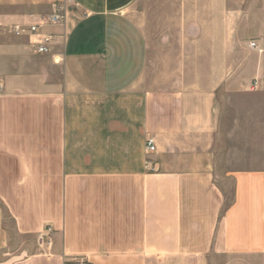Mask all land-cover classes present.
<instances>
[{
	"label": "crops",
	"instance_id": "crops-1",
	"mask_svg": "<svg viewBox=\"0 0 264 264\" xmlns=\"http://www.w3.org/2000/svg\"><path fill=\"white\" fill-rule=\"evenodd\" d=\"M61 1L0 0V264H264V147L257 161L224 147L218 102L231 45L251 37L245 50L264 57V0H74L36 54L12 27ZM254 67L264 104V62Z\"/></svg>",
	"mask_w": 264,
	"mask_h": 264
},
{
	"label": "rangeland",
	"instance_id": "rangeland-1",
	"mask_svg": "<svg viewBox=\"0 0 264 264\" xmlns=\"http://www.w3.org/2000/svg\"><path fill=\"white\" fill-rule=\"evenodd\" d=\"M239 3L248 5V4L254 3V0H231V8H236L237 4ZM233 16L237 17L238 15L231 14V19L233 18ZM261 16H262L261 20L264 24V14H262ZM250 27H252V24L250 26L247 25L246 30L251 29ZM235 33H236V37H238L239 35H238L237 30H235ZM250 41H252V38L247 37L244 43L247 44ZM246 44L242 46L238 45L239 46L238 50H236L237 45H231V52L234 51V54H235V57H231L230 73L228 74L229 80L231 81V86L229 90H225V89L223 90L222 94L219 95L218 102H219V105L221 106V111H222L221 112V118H222L221 124L223 127V131L224 130L230 131V137L227 139H224V141L227 140L224 144V147L226 146L231 152L232 149L235 147L241 148L244 146L246 150L245 152L246 160H249L251 158V160L257 161L259 159L258 153H254L253 147L259 146L256 143L257 141H259V139L262 142L261 145H263L264 147V137L258 138V137H255L254 134L256 132H259V130H262V133L264 136V104H259L260 103L259 99H256L254 97L255 93L254 91H250L249 86L255 80L253 79L254 69H255L254 66L258 64L259 60H262L264 62V57L263 56H252V55L249 56L248 54L249 52L245 50ZM200 47L201 48L203 47L204 49L207 48V52H211V48H214L213 52L215 53L220 52V49H221V45H217V46L215 45L206 46L205 45V46H199V51L201 49ZM243 59L245 61V67L241 68V62L243 61ZM238 63H240V68L238 69L239 71H237L236 69L237 67L235 66ZM207 74L209 76L211 75L213 77V80L222 79V75H223L221 73H215V72L214 73L210 72ZM237 89H240V91H243L244 94H239V95L235 94L237 93ZM231 102H234L235 104H237L239 111L237 109L233 110L231 108L232 107ZM237 118L242 120L241 125L243 126L242 128L244 129L246 133V137L244 138V143H242L241 137L233 136V131L231 128L232 121L234 119L237 120ZM260 160L264 163V152L262 153V157L260 158ZM219 187L222 189L224 193L225 201H224L223 206L225 208L231 202V199H232L231 186L227 185L224 182ZM209 261H210V264H226V262L228 261V257L210 256Z\"/></svg>",
	"mask_w": 264,
	"mask_h": 264
},
{
	"label": "built area",
	"instance_id": "built-area-1",
	"mask_svg": "<svg viewBox=\"0 0 264 264\" xmlns=\"http://www.w3.org/2000/svg\"><path fill=\"white\" fill-rule=\"evenodd\" d=\"M78 5L74 0H62L59 2L52 13L48 15L39 16L32 24L28 25L26 28L20 26H13L12 33L16 36L25 35L28 37L30 44L33 46L36 54H48L51 51V39L50 35L42 33V29L45 27H63L66 24L67 17L71 10L77 9ZM84 15H87L84 12ZM251 48H255V44H250ZM257 81L254 80L250 87V91L257 90ZM155 151L154 142L152 139L145 140V152L151 154ZM146 168H149V163H145ZM52 234L53 229L51 226H46L41 232L36 236V242L38 248L41 252H44L45 247H51L52 245ZM75 264H88L82 261L75 262Z\"/></svg>",
	"mask_w": 264,
	"mask_h": 264
}]
</instances>
